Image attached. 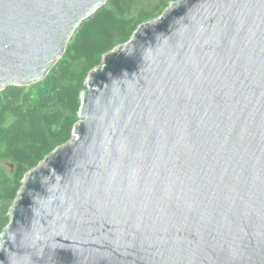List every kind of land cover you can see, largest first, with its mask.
Segmentation results:
<instances>
[{"label":"water","instance_id":"water-1","mask_svg":"<svg viewBox=\"0 0 264 264\" xmlns=\"http://www.w3.org/2000/svg\"><path fill=\"white\" fill-rule=\"evenodd\" d=\"M110 0H0V92ZM24 177L0 264H264V0H177L93 69Z\"/></svg>","mask_w":264,"mask_h":264},{"label":"trees","instance_id":"trees-1","mask_svg":"<svg viewBox=\"0 0 264 264\" xmlns=\"http://www.w3.org/2000/svg\"><path fill=\"white\" fill-rule=\"evenodd\" d=\"M173 1L110 0L80 27L42 82L0 92V235L25 175L72 139L89 73Z\"/></svg>","mask_w":264,"mask_h":264}]
</instances>
